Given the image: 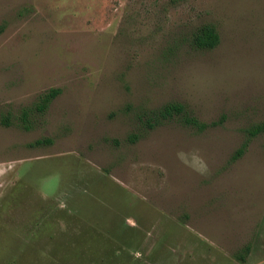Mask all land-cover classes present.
Masks as SVG:
<instances>
[{
    "label": "rangeland",
    "instance_id": "1",
    "mask_svg": "<svg viewBox=\"0 0 264 264\" xmlns=\"http://www.w3.org/2000/svg\"><path fill=\"white\" fill-rule=\"evenodd\" d=\"M0 26V264H264V0H0ZM171 103L217 125L142 124Z\"/></svg>",
    "mask_w": 264,
    "mask_h": 264
},
{
    "label": "trees",
    "instance_id": "2",
    "mask_svg": "<svg viewBox=\"0 0 264 264\" xmlns=\"http://www.w3.org/2000/svg\"><path fill=\"white\" fill-rule=\"evenodd\" d=\"M2 31L3 28L2 26H0V34ZM218 43H219V36L211 25L201 26L196 30V32L192 36V45L194 46V48L198 50H211L215 48L218 45ZM59 93H60L59 89H51L47 93L43 94L40 97L39 102L35 105L36 110L38 112H44L48 108L52 100L55 99ZM29 114H30V110L29 111L23 110L20 116V123L22 125V128L27 131L30 130V127L27 124ZM174 118H178V121L182 125L194 129L197 132H203L208 128L217 125V123H213V122L210 124L200 122L195 117L189 115L186 112L185 107L173 103L167 104L157 111H150L149 113L144 114L143 118L141 117L140 120L146 128L153 129L161 121L170 120ZM246 133L249 139L264 133V123L250 127L249 129H247ZM137 139L138 137L136 135H130L127 138V141L133 143ZM43 143L44 141L37 140L34 143L30 144L29 146L30 147L40 146ZM245 148H246V144H243V146L240 149H238L236 153L233 155L232 159L237 160L238 158H240ZM248 251L249 248L247 247L245 249V253H248ZM236 258L240 262H244L245 259L243 255L237 256Z\"/></svg>",
    "mask_w": 264,
    "mask_h": 264
}]
</instances>
